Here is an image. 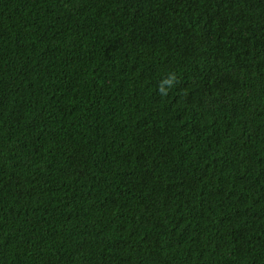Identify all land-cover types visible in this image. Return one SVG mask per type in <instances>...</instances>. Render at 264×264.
I'll return each mask as SVG.
<instances>
[{
  "label": "trees",
  "instance_id": "trees-1",
  "mask_svg": "<svg viewBox=\"0 0 264 264\" xmlns=\"http://www.w3.org/2000/svg\"><path fill=\"white\" fill-rule=\"evenodd\" d=\"M0 264H264V0H0Z\"/></svg>",
  "mask_w": 264,
  "mask_h": 264
},
{
  "label": "clouds",
  "instance_id": "clouds-1",
  "mask_svg": "<svg viewBox=\"0 0 264 264\" xmlns=\"http://www.w3.org/2000/svg\"><path fill=\"white\" fill-rule=\"evenodd\" d=\"M175 76L172 77V80L167 81V83L171 84L173 81H175Z\"/></svg>",
  "mask_w": 264,
  "mask_h": 264
}]
</instances>
